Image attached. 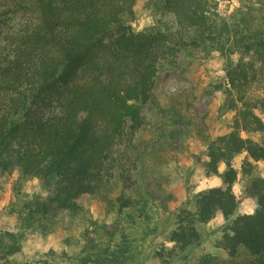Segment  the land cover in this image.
<instances>
[{"label": "trees", "instance_id": "16d2710c", "mask_svg": "<svg viewBox=\"0 0 264 264\" xmlns=\"http://www.w3.org/2000/svg\"><path fill=\"white\" fill-rule=\"evenodd\" d=\"M9 1L0 13V175L19 171L49 188L47 197L25 203L27 219L59 210L77 214L81 198L106 193L120 181L119 235L109 232L82 264L135 260L137 248L141 254L143 242L160 229L146 201L126 191L136 135L146 110L156 106L181 119L193 93L170 96L166 109L158 76L190 49L216 52L228 60L224 80L234 115L228 133L204 152L208 174L222 185L198 193L194 210L177 215L165 233L174 244L169 256L201 241L198 225L221 214L227 222L216 247L227 259L206 254L198 264H264V179L253 178L248 187L257 203L252 214H238L232 190L237 155L245 153L264 169V121L257 113L264 111L263 1L242 0L219 21L207 15L209 0H163L171 23L159 20L141 31L130 23L137 0ZM21 249L18 234L0 230V261Z\"/></svg>", "mask_w": 264, "mask_h": 264}, {"label": "rangeland", "instance_id": "374dc122", "mask_svg": "<svg viewBox=\"0 0 264 264\" xmlns=\"http://www.w3.org/2000/svg\"><path fill=\"white\" fill-rule=\"evenodd\" d=\"M162 1L137 0L134 18L130 21L135 31L159 20L171 23L172 18L161 9ZM10 3L0 0V13ZM207 15L219 21L231 17L219 16L212 5ZM14 22L11 27L18 20ZM177 61L176 67L160 72L157 93L168 109L170 96L180 98L193 92L189 97L191 106L182 110L181 119L156 106L144 112L146 123L135 138V150L129 160L132 167L130 188L126 191L146 201L149 212L158 217L160 229L158 234L143 242L141 254L137 248V257L128 264H198L206 254L227 259L226 253L216 247L227 222L221 214L207 224L198 225L201 241L184 252L175 250L172 258L169 256L174 244L165 238V233L175 227L177 215L183 209L194 210V198L198 193L222 185L219 176L208 174V158L204 151L208 143L228 133L234 115L228 108L232 95L224 80L226 57L216 52L190 49L181 53ZM257 113L264 121V111ZM232 165L239 173L232 188L240 201L238 214H252L257 203L248 187L253 178L264 179L263 166L245 153L237 155ZM249 167L251 172L247 174L245 168ZM225 169L226 165L221 164L220 173ZM122 187L125 189L119 181L106 193L81 198L77 214L59 210L29 221L24 205L36 197L48 196L46 182L39 178L25 179L19 171L0 175V230L18 234L22 247L20 253L0 264H82L89 248L107 240L109 232L119 235L115 199Z\"/></svg>", "mask_w": 264, "mask_h": 264}, {"label": "built area", "instance_id": "2783aa9c", "mask_svg": "<svg viewBox=\"0 0 264 264\" xmlns=\"http://www.w3.org/2000/svg\"><path fill=\"white\" fill-rule=\"evenodd\" d=\"M214 6V12L219 16L227 18L232 15L239 7L240 0H209Z\"/></svg>", "mask_w": 264, "mask_h": 264}]
</instances>
